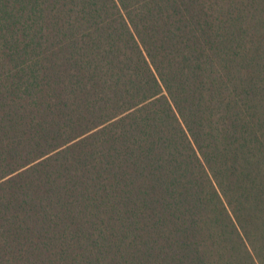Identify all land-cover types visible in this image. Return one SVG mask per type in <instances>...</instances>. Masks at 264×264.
I'll return each instance as SVG.
<instances>
[{"label": "trees", "instance_id": "16d2710c", "mask_svg": "<svg viewBox=\"0 0 264 264\" xmlns=\"http://www.w3.org/2000/svg\"><path fill=\"white\" fill-rule=\"evenodd\" d=\"M0 264H264V0H0Z\"/></svg>", "mask_w": 264, "mask_h": 264}]
</instances>
